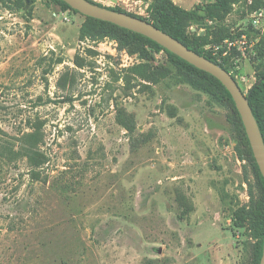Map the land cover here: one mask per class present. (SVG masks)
<instances>
[{"label":"rangeland","instance_id":"obj_1","mask_svg":"<svg viewBox=\"0 0 264 264\" xmlns=\"http://www.w3.org/2000/svg\"><path fill=\"white\" fill-rule=\"evenodd\" d=\"M90 1V0H88ZM142 19L153 0H112ZM244 95L264 0H169ZM54 0H0V264H255L263 188L235 106L204 76ZM43 125L34 172L23 134Z\"/></svg>","mask_w":264,"mask_h":264},{"label":"trees","instance_id":"obj_2","mask_svg":"<svg viewBox=\"0 0 264 264\" xmlns=\"http://www.w3.org/2000/svg\"><path fill=\"white\" fill-rule=\"evenodd\" d=\"M54 1L57 4H59L60 7L63 9L72 11L74 13H78L70 9L65 3H63L60 0H54ZM89 2L93 3L91 1ZM227 2L228 0H216L215 4L212 5V8L217 9V10H225L227 6ZM96 5L103 7L100 4H96ZM261 8H264V2ZM107 9L115 11V12L128 14L125 11L118 9V8H107ZM128 15L144 20L152 24L157 29L161 30L162 32L168 34L175 40L182 43L185 47H187L191 51L195 52L196 54L200 56H203L207 60L218 65L219 67L225 70L228 68H231V67H227V68L224 67L222 64L217 62V60L214 57L202 51L198 45H195L193 42L187 39L185 35V29L187 27L188 22L194 18L195 13L186 12L182 10L181 8L177 7L176 5H174L169 0H153L149 7V17L147 19H142L132 14H128ZM86 18L87 20L94 22V23H98L104 27L96 28V27H92L88 23L83 24L79 29V38L81 40H84L86 38L97 40V39H104L107 37L120 40V38L117 37V34L118 33L125 34L128 37H130L132 41L133 40L140 41L154 52H163L171 62L185 66L189 70L206 77L216 87V89L219 90L220 93H222L225 97H227L233 104L232 99L230 95L228 94V92L215 78H213L212 76L208 75L205 72L199 71L198 69L194 68L193 66L184 62L183 60L179 59L175 55L171 54L164 48L160 47L158 44L154 43L153 41L141 35L118 28L112 24L94 20L88 17ZM238 34H241V33H238ZM227 38H231V34H229ZM257 48L259 49L258 56H256L255 58L258 62H262L263 67H264V41L258 42L256 46V50ZM235 68H238V67H235ZM259 80H261V82L256 86L254 84L249 90L248 94H249V106L258 124V127L260 129V132L263 138V142H264V70L256 82H258ZM31 129L32 131L30 133L23 134L24 140H23L22 150H23L24 155L27 158V162L29 166L32 169L31 172H34L35 169L39 166L40 164L39 162L42 160V157H43L42 153H40L38 149V147L43 143L42 141L43 140V132H42L43 125L41 124L34 125V127H31ZM260 182L263 188V214H262L259 229L255 234V238L258 240L256 251H255V264H259L260 262L261 253H262V243H263V237H264V181L261 176H260Z\"/></svg>","mask_w":264,"mask_h":264},{"label":"water","instance_id":"obj_3","mask_svg":"<svg viewBox=\"0 0 264 264\" xmlns=\"http://www.w3.org/2000/svg\"><path fill=\"white\" fill-rule=\"evenodd\" d=\"M60 1L85 17L109 23L118 28L146 37L199 71L205 72L215 78L225 88L232 99L243 125L254 161L264 181V142L258 124L249 106V94H243L231 75L233 70H237L238 68H228L225 70L219 67L144 20L125 13L115 12L105 7H100L90 3L88 0ZM260 82L261 80L256 82L255 86ZM259 264H264V237Z\"/></svg>","mask_w":264,"mask_h":264},{"label":"built area","instance_id":"obj_4","mask_svg":"<svg viewBox=\"0 0 264 264\" xmlns=\"http://www.w3.org/2000/svg\"><path fill=\"white\" fill-rule=\"evenodd\" d=\"M90 1L95 4H100L105 8H113L115 6L112 0ZM249 27L251 28V36H247L243 33H234L231 38L226 39L222 44L214 46V50L219 51L226 48L229 51L236 50L245 55L246 49H252L255 43L264 41V8H260L250 15Z\"/></svg>","mask_w":264,"mask_h":264}]
</instances>
